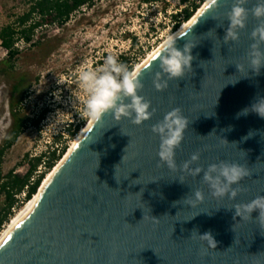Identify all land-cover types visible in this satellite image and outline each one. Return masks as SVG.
Returning a JSON list of instances; mask_svg holds the SVG:
<instances>
[{
  "label": "water",
  "instance_id": "95a60500",
  "mask_svg": "<svg viewBox=\"0 0 264 264\" xmlns=\"http://www.w3.org/2000/svg\"><path fill=\"white\" fill-rule=\"evenodd\" d=\"M231 2L220 0L218 10L211 3L178 36L180 48L187 39L197 44L192 72L185 77L157 91L153 79L159 56L142 65L140 94L157 109L153 118L142 126L127 119L116 124L111 115L95 121L37 207L0 247V264H264L258 212L241 220L230 210L264 195V118L254 112L240 115L264 96V69L229 83L240 78L235 64L244 62L257 21L249 19L238 44L224 45V13ZM174 108L191 121L177 149L178 166L200 153L205 170L221 160L249 169L250 175L235 186L242 189L235 201L214 199L202 175L181 183L184 174L160 161L152 125ZM198 189L205 200L191 207L185 199H194ZM206 233L216 248L200 239Z\"/></svg>",
  "mask_w": 264,
  "mask_h": 264
},
{
  "label": "rangeland",
  "instance_id": "374dc122",
  "mask_svg": "<svg viewBox=\"0 0 264 264\" xmlns=\"http://www.w3.org/2000/svg\"><path fill=\"white\" fill-rule=\"evenodd\" d=\"M144 1L97 0L95 9L76 15L62 29L39 28L34 43L40 42V45L17 42L15 48L20 55L12 62L14 68L0 41V87L3 83L14 85V82L19 87L14 108L16 119L33 121L44 110L48 111L38 127L28 124L16 144L5 153L1 167L4 177L10 173L25 177L33 159L45 153L56 137L64 136L63 142L71 146L76 137H69V126L80 125L81 132L89 124L91 120L80 116L86 97L79 93V102L76 99L79 70L96 68L109 55L117 59L122 55H134L147 44L152 46V54L163 40L175 34L171 16L184 10L185 4L181 0H159L146 5ZM28 8L29 0H0V32L15 25ZM161 25L165 29H161ZM132 39L138 41L135 48H132ZM45 171L44 167L38 168L35 175ZM24 200L23 194L17 197L20 207L12 211L11 219L26 205ZM4 205L5 197L2 196L0 215Z\"/></svg>",
  "mask_w": 264,
  "mask_h": 264
},
{
  "label": "clouds",
  "instance_id": "9594fccd",
  "mask_svg": "<svg viewBox=\"0 0 264 264\" xmlns=\"http://www.w3.org/2000/svg\"><path fill=\"white\" fill-rule=\"evenodd\" d=\"M219 4L220 0H214L213 9L218 10ZM224 15L228 22L222 39L224 45L238 44L241 33L248 27L249 19L254 18L257 21L250 33L252 43L248 47L244 62L235 64L240 78L229 82L235 84L241 78H247L250 73L259 75L261 69H264V0H255L254 3L252 0H232ZM179 39L181 38L176 34H170L162 41L157 51L159 65L153 79V86L157 91L166 90L170 81L179 80L192 72V50L197 44L187 39L183 48H180L177 46ZM142 88L139 71L109 55L102 65L84 68L78 72L76 99L79 102V93L86 97L80 116L99 123L105 115H111L116 124H121L127 119L133 125L142 126L146 121H150L157 111L151 102L140 94ZM249 112L264 118V96L257 97L240 115H247ZM190 123L182 109L174 108L165 113L162 120L152 125V132L158 135L160 140V161L169 170L184 174L179 178L181 183H186L188 177L196 178L202 175V181L214 199L221 201L227 198L235 201L242 191L235 186L240 185L243 179L250 175L249 169L243 164L221 160L219 163L209 164L205 170L199 165L200 153H194L182 166H178L177 149L181 147ZM194 164L197 166L193 167ZM185 200L189 206L195 207L204 202L205 195L198 189L194 192V199L187 197ZM231 209H235V216L241 220L253 219V213L258 212L255 220L264 226V195H257L247 203H236ZM199 237L208 247H217L211 233L199 234Z\"/></svg>",
  "mask_w": 264,
  "mask_h": 264
},
{
  "label": "trees",
  "instance_id": "16d2710c",
  "mask_svg": "<svg viewBox=\"0 0 264 264\" xmlns=\"http://www.w3.org/2000/svg\"><path fill=\"white\" fill-rule=\"evenodd\" d=\"M159 0H145L146 5H152ZM186 8L179 13L171 16L172 32L176 33L184 24L189 22L198 12L200 7L207 0H181ZM97 0H29V8L25 14L18 19L15 25L3 28L0 32V41L2 46L8 51V61L12 63L18 58L20 52L15 48L17 42L21 41L31 46H38L41 43H34L35 32L39 28L57 27L62 29L66 27L72 19L85 11L96 8ZM161 29H165L163 25ZM155 32V31H153ZM132 48L138 46L137 39H132ZM152 46L147 44L142 47L138 53L132 55H122L118 60L127 64L129 67L136 68L150 54ZM14 68V64L12 63ZM47 110L33 121L29 119H16L14 131L5 143L0 152V198L5 197L3 213L0 215V234L3 227L10 222L13 215L12 211L17 209L19 202L18 196L25 194V203L31 201L38 193L48 173L52 172L56 165L63 159L68 151V145L63 142L64 136H58L54 139L53 144L40 157L33 159L29 173L25 177H20L10 173L4 177L2 175V163L5 153L10 150L17 142L20 135L28 124L38 127L45 118ZM80 125L69 126L67 133L69 137L74 138L80 133ZM44 167L46 171L42 174L35 175L38 168ZM36 176V177H35Z\"/></svg>",
  "mask_w": 264,
  "mask_h": 264
},
{
  "label": "bare ground",
  "instance_id": "6f19581e",
  "mask_svg": "<svg viewBox=\"0 0 264 264\" xmlns=\"http://www.w3.org/2000/svg\"><path fill=\"white\" fill-rule=\"evenodd\" d=\"M214 0H208L207 2H205V4L198 10V14L195 16V18L192 20V22L189 21V23L187 22L186 24H184L181 29H179L180 31L178 33H175L177 36L181 35L182 33H184L185 31H187L191 25L194 23V21H196V19H198V17L205 11V9L211 4L213 3ZM159 49V48H158ZM157 49V50H158ZM157 50H155L152 54H150L147 59L140 64L139 66L136 67L137 71H139L142 68V65H146L148 63V61H150L157 53ZM95 123V121H90L89 124L82 129V131L80 132V134L78 136H76V138L74 139V141L72 142L71 146L69 147L67 153L65 154V156L63 157L64 159H62L54 168L53 173L48 177V179L41 185V189L39 191L38 194H36L34 196V198L29 201L28 203H26L25 206H23V208H21L20 211H18V213L10 220V222L8 223V225L6 226V228L2 231V233L0 234V247H2V245L4 244V242L6 241L7 237L9 236V234L12 232V230L14 229V227L22 220L24 219L26 216H28L38 205L41 195L45 189V187L48 185V183L52 180V178L54 177V175L56 174V172L58 171L59 167L65 163V161H67L70 156L72 155L74 149L77 147V145L83 140V138L86 136V134L88 133V131L90 130V128L93 126V124Z\"/></svg>",
  "mask_w": 264,
  "mask_h": 264
},
{
  "label": "flooded vegetation",
  "instance_id": "af4514ba",
  "mask_svg": "<svg viewBox=\"0 0 264 264\" xmlns=\"http://www.w3.org/2000/svg\"><path fill=\"white\" fill-rule=\"evenodd\" d=\"M21 81L22 79H20ZM18 89L16 82L14 85L3 83L0 87V152L14 131L16 124L14 108Z\"/></svg>",
  "mask_w": 264,
  "mask_h": 264
},
{
  "label": "built area",
  "instance_id": "2783aa9c",
  "mask_svg": "<svg viewBox=\"0 0 264 264\" xmlns=\"http://www.w3.org/2000/svg\"><path fill=\"white\" fill-rule=\"evenodd\" d=\"M72 126V125H71ZM73 126H75V125H73ZM24 196H25V194H23Z\"/></svg>",
  "mask_w": 264,
  "mask_h": 264
}]
</instances>
